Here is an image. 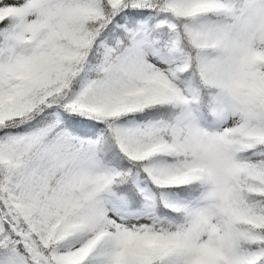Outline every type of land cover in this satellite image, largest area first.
Segmentation results:
<instances>
[{
	"label": "snow or ice",
	"instance_id": "6c2138e0",
	"mask_svg": "<svg viewBox=\"0 0 264 264\" xmlns=\"http://www.w3.org/2000/svg\"><path fill=\"white\" fill-rule=\"evenodd\" d=\"M0 264H264V0H0Z\"/></svg>",
	"mask_w": 264,
	"mask_h": 264
}]
</instances>
